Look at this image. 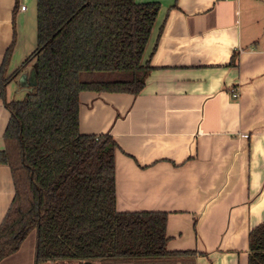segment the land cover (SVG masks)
I'll use <instances>...</instances> for the list:
<instances>
[{
    "label": "crops",
    "instance_id": "1",
    "mask_svg": "<svg viewBox=\"0 0 264 264\" xmlns=\"http://www.w3.org/2000/svg\"><path fill=\"white\" fill-rule=\"evenodd\" d=\"M134 1L160 6L142 58L152 70L137 96L81 92L79 132L113 139L116 211L165 213L166 250L193 253L176 264H248L249 232L264 223V0ZM36 8L0 0V70L14 41L0 151L6 103L34 78L33 62L21 66L37 47ZM14 192L0 165V224ZM63 263L78 264H41ZM0 264H37L36 231Z\"/></svg>",
    "mask_w": 264,
    "mask_h": 264
},
{
    "label": "trees",
    "instance_id": "2",
    "mask_svg": "<svg viewBox=\"0 0 264 264\" xmlns=\"http://www.w3.org/2000/svg\"><path fill=\"white\" fill-rule=\"evenodd\" d=\"M36 5L37 47L21 66L36 65V85L22 101L6 103L0 165L10 169L15 192L0 224V260L32 230L37 264H176L193 256L166 250L165 213L116 211V144L109 135L79 132L81 92L137 96L144 88L152 68L142 58L160 6L134 0ZM13 46L0 70L1 89ZM248 264H264V223L249 232Z\"/></svg>",
    "mask_w": 264,
    "mask_h": 264
},
{
    "label": "water",
    "instance_id": "3",
    "mask_svg": "<svg viewBox=\"0 0 264 264\" xmlns=\"http://www.w3.org/2000/svg\"><path fill=\"white\" fill-rule=\"evenodd\" d=\"M34 78H33V81L28 84L29 85V88H28V91L31 92L33 90V88L35 87L36 85V80H35V74H36V65H34ZM78 264H93V262H90V261H77ZM65 264V263H63ZM71 264V263H70ZM94 264H99L98 262L97 263H94Z\"/></svg>",
    "mask_w": 264,
    "mask_h": 264
},
{
    "label": "built area",
    "instance_id": "4",
    "mask_svg": "<svg viewBox=\"0 0 264 264\" xmlns=\"http://www.w3.org/2000/svg\"><path fill=\"white\" fill-rule=\"evenodd\" d=\"M20 10H21V11H24V10H25V7H21ZM236 97H237L236 92H233V91H232V98L235 99Z\"/></svg>",
    "mask_w": 264,
    "mask_h": 264
},
{
    "label": "rangeland",
    "instance_id": "5",
    "mask_svg": "<svg viewBox=\"0 0 264 264\" xmlns=\"http://www.w3.org/2000/svg\"><path fill=\"white\" fill-rule=\"evenodd\" d=\"M15 98H16V100H18V101H22V100L25 98V96L22 95V94H20L19 96H15Z\"/></svg>",
    "mask_w": 264,
    "mask_h": 264
}]
</instances>
